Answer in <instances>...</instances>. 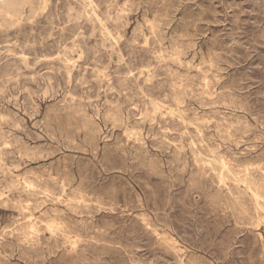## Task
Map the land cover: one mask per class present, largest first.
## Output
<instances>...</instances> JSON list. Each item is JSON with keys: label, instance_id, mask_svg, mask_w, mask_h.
I'll return each instance as SVG.
<instances>
[{"label": "clouds", "instance_id": "9594fccd", "mask_svg": "<svg viewBox=\"0 0 264 264\" xmlns=\"http://www.w3.org/2000/svg\"><path fill=\"white\" fill-rule=\"evenodd\" d=\"M0 264H264V0H0Z\"/></svg>", "mask_w": 264, "mask_h": 264}]
</instances>
